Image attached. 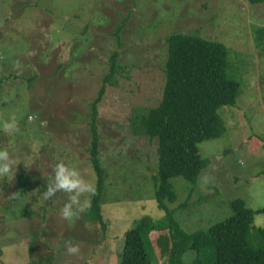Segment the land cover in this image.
Returning a JSON list of instances; mask_svg holds the SVG:
<instances>
[{
    "label": "rangeland",
    "instance_id": "374dc122",
    "mask_svg": "<svg viewBox=\"0 0 264 264\" xmlns=\"http://www.w3.org/2000/svg\"><path fill=\"white\" fill-rule=\"evenodd\" d=\"M259 27H264V2L247 0H0V125L15 116L20 129L10 135L0 128V149H7L13 161L12 172L0 177L1 262L26 264L50 256L54 264H118L124 231L141 218L164 219L151 177L156 143L135 131L133 119L161 97L166 38L176 32L225 44L226 73L239 90L234 105L217 109L224 133L198 144L207 166L195 183L169 180L176 200L166 208L192 233L231 215L233 199H243L253 210L263 207L264 39L256 40ZM114 52L115 76L95 117L105 173L103 229L82 213L63 219L66 194L45 200L42 193L61 161L96 183L88 152L91 105ZM34 114L38 119L32 121ZM206 174L210 180L204 183ZM257 228L264 229V213L253 214V246L259 244ZM148 233L152 264H164L168 231ZM69 240L80 244L79 255L66 253ZM189 251L183 254L186 263L194 257Z\"/></svg>",
    "mask_w": 264,
    "mask_h": 264
},
{
    "label": "trees",
    "instance_id": "16d2710c",
    "mask_svg": "<svg viewBox=\"0 0 264 264\" xmlns=\"http://www.w3.org/2000/svg\"><path fill=\"white\" fill-rule=\"evenodd\" d=\"M247 1L253 4L264 2ZM263 39L264 27H259L256 40L259 43ZM166 41L161 97L146 113L133 119L135 131H141L156 143L157 165L151 177L157 206L165 208V217L160 223L141 218L135 227L124 231L118 264H152L147 250L150 230L168 231L170 244L164 245L167 255L164 264H183V253L189 249L195 251V257L187 264H264V229H256L258 245L253 246L249 242L253 214L264 213V206L253 210L246 207L243 199H233L230 202L231 215L192 233L185 232L166 208V202L176 200L169 180L181 177L195 183L201 170L207 166L208 159L200 156L198 144L224 133L225 127L217 109L234 105L239 90V83L226 73L225 44L185 32L172 33ZM116 56L117 52H114L110 57V71L103 78L105 84L91 105L88 152L90 166L96 176V194L92 196L91 207L82 213L85 219L98 222L103 229H106V223L100 201L105 190V173L98 154L95 117L106 85L115 76ZM45 262L54 264L50 256L26 264ZM0 264H3L1 260Z\"/></svg>",
    "mask_w": 264,
    "mask_h": 264
},
{
    "label": "clouds",
    "instance_id": "9594fccd",
    "mask_svg": "<svg viewBox=\"0 0 264 264\" xmlns=\"http://www.w3.org/2000/svg\"><path fill=\"white\" fill-rule=\"evenodd\" d=\"M16 67H20L17 63ZM30 120L35 121L38 115H32ZM0 128L7 134H16L20 131L18 121L15 116L10 120H6L0 125ZM13 161L7 149H0V177L9 175L12 172ZM53 180L46 185V191L42 193L45 200L54 197L58 192L67 196L66 202L60 208V215L65 220L79 218L80 213L87 211L91 207L90 197L96 194L95 184L84 178L81 171L73 166H69L64 162H58L52 169ZM210 177L206 174L202 177V181L207 183ZM88 194L81 201L80 197ZM65 250L68 255H79L80 244L65 241Z\"/></svg>",
    "mask_w": 264,
    "mask_h": 264
},
{
    "label": "crops",
    "instance_id": "0c3cea01",
    "mask_svg": "<svg viewBox=\"0 0 264 264\" xmlns=\"http://www.w3.org/2000/svg\"><path fill=\"white\" fill-rule=\"evenodd\" d=\"M190 251H192L193 249H189ZM190 251H189V253H190ZM194 251V250H193ZM186 253V251L183 253V254H185ZM188 253V254H189ZM193 254V256L195 257V251L192 253ZM182 258H183V256H182ZM189 263V262H188ZM183 264H187L186 263V261L184 260V258H183Z\"/></svg>",
    "mask_w": 264,
    "mask_h": 264
}]
</instances>
